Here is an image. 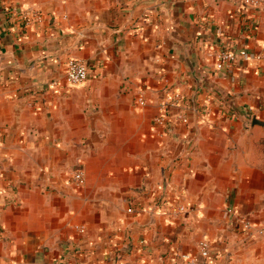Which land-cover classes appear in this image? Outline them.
I'll list each match as a JSON object with an SVG mask.
<instances>
[{
    "label": "crops",
    "instance_id": "obj_1",
    "mask_svg": "<svg viewBox=\"0 0 264 264\" xmlns=\"http://www.w3.org/2000/svg\"><path fill=\"white\" fill-rule=\"evenodd\" d=\"M13 8L44 21L23 28ZM216 51L248 59L218 70ZM259 54L264 8L243 0H0V264H176L202 240L207 264H264Z\"/></svg>",
    "mask_w": 264,
    "mask_h": 264
},
{
    "label": "built area",
    "instance_id": "obj_2",
    "mask_svg": "<svg viewBox=\"0 0 264 264\" xmlns=\"http://www.w3.org/2000/svg\"><path fill=\"white\" fill-rule=\"evenodd\" d=\"M243 8L257 10L264 8V0H243ZM14 15L18 16L23 28H30L35 25H41L44 21L43 15L38 10L33 9H18L13 8L11 11ZM209 58L216 62L218 70L227 67H234L239 65L243 60L248 59L246 51L233 52V51H216L209 53ZM257 62H264V54H259L254 58ZM89 79V71L87 65L83 60L71 58L66 63L65 80L68 87H78L84 85ZM136 104L138 107H145L148 100L144 90H140L136 96ZM182 106V98L179 93L168 94L159 104V113L154 119V124L157 128L166 130L170 127L171 111ZM176 120L182 124H189V118L180 110L175 114ZM86 175L82 169L76 170L72 174L70 183L81 188L86 185ZM187 210L186 206L179 202H174L171 205V211L174 214H182ZM131 212V210H130ZM229 213L234 217L236 214L229 209ZM245 229H250L247 223L244 225ZM85 232V228L80 229ZM211 258V244L208 240H202L198 243V256L192 254L177 253L174 257L176 264H207ZM51 264H67L65 262H54Z\"/></svg>",
    "mask_w": 264,
    "mask_h": 264
},
{
    "label": "water",
    "instance_id": "obj_3",
    "mask_svg": "<svg viewBox=\"0 0 264 264\" xmlns=\"http://www.w3.org/2000/svg\"><path fill=\"white\" fill-rule=\"evenodd\" d=\"M252 125L253 126H261V127H264V121H261V120H258L256 116L253 117V120H252Z\"/></svg>",
    "mask_w": 264,
    "mask_h": 264
}]
</instances>
